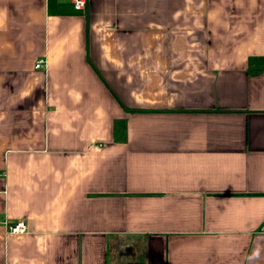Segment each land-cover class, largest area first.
<instances>
[{
    "label": "crops",
    "instance_id": "crops-1",
    "mask_svg": "<svg viewBox=\"0 0 264 264\" xmlns=\"http://www.w3.org/2000/svg\"><path fill=\"white\" fill-rule=\"evenodd\" d=\"M0 172V264H264V0H0Z\"/></svg>",
    "mask_w": 264,
    "mask_h": 264
},
{
    "label": "built area",
    "instance_id": "built-area-1",
    "mask_svg": "<svg viewBox=\"0 0 264 264\" xmlns=\"http://www.w3.org/2000/svg\"><path fill=\"white\" fill-rule=\"evenodd\" d=\"M74 2V7L77 10H85L86 6H87V0H73ZM44 60H39L36 63V68L37 69H41L44 67ZM2 175V173L0 172V176ZM0 222H1V216H0ZM8 229L10 232L12 233H23L27 230V225L24 221H18L14 224L8 225Z\"/></svg>",
    "mask_w": 264,
    "mask_h": 264
},
{
    "label": "trees",
    "instance_id": "trees-1",
    "mask_svg": "<svg viewBox=\"0 0 264 264\" xmlns=\"http://www.w3.org/2000/svg\"><path fill=\"white\" fill-rule=\"evenodd\" d=\"M254 72H257V71H254Z\"/></svg>",
    "mask_w": 264,
    "mask_h": 264
}]
</instances>
